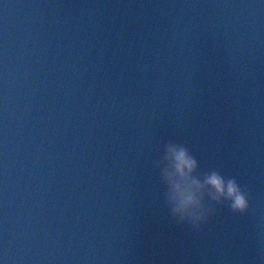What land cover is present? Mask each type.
Segmentation results:
<instances>
[{
	"label": "water",
	"instance_id": "1",
	"mask_svg": "<svg viewBox=\"0 0 264 264\" xmlns=\"http://www.w3.org/2000/svg\"><path fill=\"white\" fill-rule=\"evenodd\" d=\"M161 138L247 213L178 224ZM0 264H264V0H0Z\"/></svg>",
	"mask_w": 264,
	"mask_h": 264
},
{
	"label": "clouds",
	"instance_id": "2",
	"mask_svg": "<svg viewBox=\"0 0 264 264\" xmlns=\"http://www.w3.org/2000/svg\"><path fill=\"white\" fill-rule=\"evenodd\" d=\"M156 152L153 168L164 186V203L178 224L201 231L217 214L218 205H226L237 214L249 210L248 189L218 168L201 170L199 160L186 144L161 138Z\"/></svg>",
	"mask_w": 264,
	"mask_h": 264
}]
</instances>
